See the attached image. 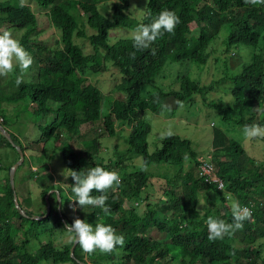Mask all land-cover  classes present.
I'll return each instance as SVG.
<instances>
[{
	"label": "trees",
	"instance_id": "trees-1",
	"mask_svg": "<svg viewBox=\"0 0 264 264\" xmlns=\"http://www.w3.org/2000/svg\"><path fill=\"white\" fill-rule=\"evenodd\" d=\"M35 1L58 29L62 46H51L39 36L41 34L35 37L42 20L27 3L21 7L19 0H0V23L24 30L21 45L28 53L39 56L36 74L25 75L31 80L23 79L12 93L5 89L6 77H0V115L3 114L0 124L25 151L19 137L7 128L3 104L29 99L37 111L42 109L44 115L58 114L40 128L45 139L54 141L67 168L79 171L99 164L115 170L122 161L105 163L99 154L101 142L98 138L85 140L83 147L78 149L73 138L81 133L83 124L97 121H102L105 130L113 136L118 120L131 126L128 145L142 158L143 165L129 179L127 189L120 182L106 190L105 203L110 215L104 216L99 208L89 206L91 212L85 218L89 223L111 224L124 237L123 246H115L107 253L98 250L86 253L76 245L72 254L71 243L58 248L53 240L43 242L41 237L48 231L53 215V192L56 191L53 187H60L59 183L49 184L42 190L45 205V197L51 191L48 199L52 211L48 217L38 219L40 215L34 212L31 204H22L18 198L16 206L14 191L16 197L18 191L8 178L0 191V264H87L88 257L93 259L92 264H264V243L259 242L264 234V208L255 209L252 204V197L264 198V162L249 155L244 145L222 128H214L211 148L217 172L226 183V190H219L215 184L194 173V166L200 165L202 154L193 148L191 139L173 133L163 140L159 138L160 146L157 143L155 149L150 150L148 136L152 122L145 113H162L164 108L175 110L179 105L173 99L182 104L210 88L200 86L185 75L178 87L166 89L162 83L157 84V77L169 62L205 65L211 56V50H208L212 42L225 29L228 32L227 49L246 46L252 50V60L241 72L231 76L234 84V102L228 108L231 114L223 102L207 104L216 107L225 122L234 121L240 126L264 125V3L254 6L245 0H148L145 14L137 18L129 13L131 0H113L109 15L102 11L99 0ZM161 9L172 10L179 17V23L173 32H165L148 48L134 49L129 36L119 37L114 42L110 40L112 30H132L138 22L147 23ZM77 37L88 39L94 51L85 53L76 41ZM102 61L121 74L117 90L124 95L114 99L111 114L106 116L102 113V90L92 83L84 85L90 70ZM149 85L157 89L144 94V88ZM166 100L171 102L170 106H166ZM54 102L58 107H53ZM255 107L259 109L258 113L253 110ZM63 133L65 136L62 137ZM260 139L264 142V137ZM5 145L15 150L20 158L17 148L0 129V148ZM184 159L189 167L185 171ZM154 162L181 163L179 174L175 176L176 185H182L181 194L176 191V185L169 187L172 177L147 171L146 167ZM153 178L164 179L170 193V197L160 204L162 207L149 202L148 194L142 198L146 202L143 214L135 205L127 207L126 202L139 198L144 189L151 186ZM64 189L61 188L62 197ZM92 193L98 195L95 189ZM197 198L203 200L206 207ZM233 200L240 205H253V215L242 222L243 231L236 229L231 235L209 241L205 218L210 215L230 223ZM55 205L57 225L64 227L63 205L59 199ZM200 209L204 215H199ZM167 210H172V217L166 214ZM66 223L70 222L66 220ZM153 226L165 232L166 238H151L148 231ZM32 239L39 242L35 248H32ZM232 241L239 245L235 246Z\"/></svg>",
	"mask_w": 264,
	"mask_h": 264
},
{
	"label": "rangeland",
	"instance_id": "rangeland-1",
	"mask_svg": "<svg viewBox=\"0 0 264 264\" xmlns=\"http://www.w3.org/2000/svg\"><path fill=\"white\" fill-rule=\"evenodd\" d=\"M99 1L102 11L107 15L111 14V4L113 0ZM25 3L31 6L42 20V24L39 28L40 30L35 34V37L41 34L39 36L51 46L57 48L61 47L60 33L50 22L49 18L46 16V12L37 5L35 0H25ZM147 5L148 0H131L129 9L130 15L141 18L146 12ZM4 29L11 32L19 41L24 33V30H18L14 27L7 26L5 23H0V30ZM88 30L93 32L91 29ZM130 31L131 30L124 28H116L111 31L110 40L114 42L119 37H127ZM194 34L198 35V31H195ZM227 35L228 32L224 29L220 32L218 37L214 39L208 50L209 52L211 50L210 59L205 65H198L186 61L169 62L160 72L157 77V84L162 83V86L166 89L178 87L182 77L185 75L197 81L200 86H210V88L204 94H195L192 101H190V98L187 102L175 108V110L164 108L162 113L145 112L149 121L152 122V131L148 136L151 151L155 149L157 143L158 146H160L158 132L163 130L166 125H171L174 129V134L191 139L193 141V148L199 150L202 156L207 155L210 151L213 153V147L211 148V146L214 128H222L229 136L242 143L249 155L264 162V142L260 137L244 139L240 134L242 126L234 121L225 122L222 113L216 107H209L207 104L211 101H216L214 104L223 102L224 108L231 114V111L228 110L229 107H232L234 102V96L232 94L234 84L231 76L241 72L243 66L252 60V50L246 46L236 45L227 49L225 44ZM76 41L82 45L85 53H92L94 51L88 39L77 37ZM30 55L32 57V63L23 74V79H26L25 81L31 80L27 79L25 75L31 76L33 72L36 74L38 68L39 56ZM18 73L19 70H15L12 73L4 75V78L6 77L7 79L5 89L10 93L18 89V86L13 84L15 76ZM87 76L84 85L92 83L102 90L104 94L102 113L103 116L110 115L111 105L114 99L124 96L117 90V86L121 81V74L114 67L102 61L101 64L90 70ZM0 77L2 78L3 76ZM156 89L157 87L154 88V86L149 85L144 88V94L149 91L153 92ZM2 91H4L3 88ZM173 100L176 102L175 99ZM165 104L166 106H170L171 102L166 100ZM11 105L17 107L13 108ZM53 107H58V104L54 102ZM41 110L42 109L39 108L37 111V107H35L29 99L18 102H5L3 104L7 128L19 137L21 144L25 148V158L18 164L14 173L15 187L18 191V195L14 197V201L17 206V199L19 198L22 204H24V202L31 204L34 212L39 213V215H44L48 210V206L44 204L42 190L52 183L71 184L73 180L70 176L65 178L62 175L63 169L67 168L63 162V155L55 148L54 141L45 139L42 136L40 128L41 125L50 123L58 114L56 112H49L47 115H44ZM253 110L257 113L259 112L257 107L253 108ZM1 115L3 114L1 113ZM1 115L0 118H2ZM130 132L131 126L129 124L116 120V133L110 136L105 130L102 121H97L83 124L81 133L73 138V142L78 149L79 147H83V142L85 140L98 138L101 142L99 154L102 159L105 160V157H107L106 162L109 163L112 161L111 164L113 161H122L115 171L120 175L123 187L127 189L129 179L143 165L142 158L135 154L128 145L127 139ZM63 134L62 137L65 136V133ZM207 150L209 151L206 153ZM19 160L20 158L18 159V154L15 150L13 151L6 145L0 148V191H3L4 181L10 178L11 169ZM182 163L184 171L189 169L186 159H184ZM180 165L181 163L171 164L154 162L148 165L146 169L155 175L172 177L169 182V187H173L176 185L175 176L179 174L178 169ZM193 171L198 176V166H194ZM164 183V179L157 181L156 178H153V182L150 183L151 186L148 187L147 190L144 189L145 191L140 194L139 198L134 197L128 200L126 206L132 207L135 205L139 213L143 214L146 209V202L142 198H145L147 194L149 195V202L154 205L162 204L165 199L170 197V193L167 192V187ZM176 187V191L181 194L182 185L179 183ZM63 188H65L63 190V197L65 199L62 212L66 215V218H64L65 222L68 220L71 223L72 220L77 217L85 219L91 212L90 207L85 206L83 208L81 206L75 209L71 208L69 206V201L66 199L69 195L66 191L67 185ZM50 192L51 191L48 193ZM56 199L55 196L52 204L53 215L51 223L48 226V231L43 233L41 239L43 242L53 240L55 246L62 248L65 244H68V242L64 239L63 226L57 225L59 221L56 216ZM72 203L75 202L73 201ZM252 204L255 205V209L264 208V198L254 196L252 197ZM161 207L160 205L158 208ZM166 214L172 217V210H167ZM239 229H241V231L244 230L242 227ZM148 235L154 239L166 238L165 232L160 231L154 226L149 229ZM259 242L264 243V234L260 237ZM38 243L36 239H32V248H35ZM232 243L235 246L239 245L237 241H232ZM88 259L89 263L92 264L93 259L90 257H88ZM16 261L17 260H14V262ZM43 264L54 263L46 262ZM60 264L73 263L66 262Z\"/></svg>",
	"mask_w": 264,
	"mask_h": 264
},
{
	"label": "clouds",
	"instance_id": "clouds-1",
	"mask_svg": "<svg viewBox=\"0 0 264 264\" xmlns=\"http://www.w3.org/2000/svg\"><path fill=\"white\" fill-rule=\"evenodd\" d=\"M245 2L255 6L264 3V0H245ZM19 4L21 7L25 6V0H19ZM178 23L179 17L172 10L161 9L147 23L138 22L135 28L130 31L129 39L134 49H146L165 32H173ZM31 63L32 57L20 41L7 29L0 30V76L19 70L14 80L15 84L19 86L22 83L25 70L28 69ZM175 103L181 105L179 100ZM173 133V127L166 125L163 130L158 132V136L163 140L172 136ZM240 134L244 139L264 137V125L244 124ZM106 161L107 157H105V163ZM82 169L79 171L73 168L63 169L62 175L65 178L72 177L73 182L71 184L59 183L60 187H53L56 190L53 192L56 198L60 200L62 206L65 198L61 196V188L67 185L66 191L69 195L66 199L69 201L71 208L92 206L93 208H99L104 216L110 215V209L105 203L107 199L105 192L114 185L120 184V175L117 171L102 167L99 164L87 167L86 170ZM217 187L222 189V185L218 184ZM93 189L98 195L92 193ZM197 199L200 204L205 205L203 200ZM73 201L75 203H72ZM203 209L199 210V215H204ZM231 212L230 223L210 215L205 218L204 223L207 227V239L209 241L231 235L236 229L241 228L242 222L250 216L249 210L235 200L231 203ZM63 233L66 242L71 243L73 246L78 245L86 253H92L94 250L107 253L112 251L115 246H123L125 242L123 235L118 234L111 224L99 221L93 224L89 223L87 219L78 217L74 218L71 223H65Z\"/></svg>",
	"mask_w": 264,
	"mask_h": 264
},
{
	"label": "built area",
	"instance_id": "built-area-1",
	"mask_svg": "<svg viewBox=\"0 0 264 264\" xmlns=\"http://www.w3.org/2000/svg\"><path fill=\"white\" fill-rule=\"evenodd\" d=\"M198 174L206 182L210 184H215L216 186L222 185V189L217 187L219 190H226V183L223 177L217 172V168L214 161V154L211 152L207 155L201 157L200 165L198 166ZM242 206L246 207L251 217L254 213V207L250 204H243Z\"/></svg>",
	"mask_w": 264,
	"mask_h": 264
},
{
	"label": "water",
	"instance_id": "water-1",
	"mask_svg": "<svg viewBox=\"0 0 264 264\" xmlns=\"http://www.w3.org/2000/svg\"><path fill=\"white\" fill-rule=\"evenodd\" d=\"M0 129H1V132L10 140V142L13 144V146H15L17 148V150L19 151V153H20V160H19V162H17L16 164H14V166L11 169V174H10V179H11L12 186H13V188H15V182H14L15 169L18 166V164L25 158V152L23 151V149L21 148V146L18 145L14 141L13 137L7 131V129L3 125H1V124H0ZM50 193H48V195L46 196L48 211L44 215L37 216L38 219H43V218L47 217L49 215L50 211H51V203H50V201L48 199V196H49ZM14 194H15V197H16V192L15 191H14ZM22 212L25 213L24 210H22ZM64 222H65V220H64ZM74 248H75V246L72 245V247H71L72 254H73Z\"/></svg>",
	"mask_w": 264,
	"mask_h": 264
}]
</instances>
